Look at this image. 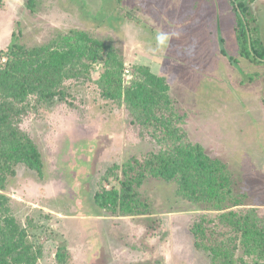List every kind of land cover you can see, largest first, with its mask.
<instances>
[{
    "label": "rangeland",
    "instance_id": "374dc122",
    "mask_svg": "<svg viewBox=\"0 0 264 264\" xmlns=\"http://www.w3.org/2000/svg\"><path fill=\"white\" fill-rule=\"evenodd\" d=\"M242 2L245 12L230 0H0V50L14 31L24 44L49 42L62 55L72 39L67 34L62 44L57 36L72 30L111 42L124 60L122 81H144L143 67L163 78L172 126L224 162L234 180L223 191L224 203L239 195L242 206L264 210V62L238 54L235 32L241 18L264 48V0ZM75 53L65 54L68 66L75 65ZM65 83L69 101L22 122L40 149V172L19 164L4 190L15 217L31 222L43 252L39 263L56 264L60 244L69 264H212L194 248L189 227L194 215L216 212L213 201L182 199L174 182L151 174L137 187L139 208L132 213L94 201L96 191L120 187L123 162L164 143L124 105L104 98L97 84ZM240 248L237 258L262 261L258 251L248 256Z\"/></svg>",
    "mask_w": 264,
    "mask_h": 264
},
{
    "label": "trees",
    "instance_id": "16d2710c",
    "mask_svg": "<svg viewBox=\"0 0 264 264\" xmlns=\"http://www.w3.org/2000/svg\"><path fill=\"white\" fill-rule=\"evenodd\" d=\"M230 1L246 11L243 0ZM245 28L247 25L241 18L236 21L238 54L263 63L264 48L250 39ZM67 34L72 42L65 54L76 52L75 65H67L68 60L64 59L68 57L61 54L62 49L56 50L49 42L24 44L20 41L21 33L16 31L12 32L7 47L0 50V264H40L42 247L29 231L31 222L27 220L24 224L15 217L4 190L15 176L17 165L40 172V149L22 128V122L42 107L69 101V85L65 83L69 79L97 84L104 98L124 105L135 123L164 143L158 152L123 162L120 187L104 193L103 189L96 191L93 199L97 204L104 207L118 204L132 213V209L139 208L137 187L147 174L172 181L180 198L197 204L214 203L211 209L215 213L200 212L192 218L189 230L195 249L207 253L212 264H251L237 258L239 248L248 256L256 250L262 261L254 260V264H264V210L242 206L244 198L239 195L232 203H224L226 186L230 183L234 188L231 173L221 159L207 154L200 143L172 126L175 120L163 78L143 67L140 74L145 75L144 81L124 82L121 78L124 60L111 42L86 31L72 30L57 36L63 40L62 44H67ZM224 56L234 61L233 56L225 53ZM94 63H100L101 69H96ZM145 80L152 85H145ZM202 204L201 209L208 210L209 204L205 207ZM69 257L66 246L59 244L54 256L56 264H69Z\"/></svg>",
    "mask_w": 264,
    "mask_h": 264
}]
</instances>
